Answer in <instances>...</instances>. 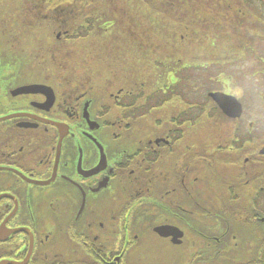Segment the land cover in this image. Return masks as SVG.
Listing matches in <instances>:
<instances>
[{
	"label": "flooded vegetation",
	"instance_id": "af4514ba",
	"mask_svg": "<svg viewBox=\"0 0 264 264\" xmlns=\"http://www.w3.org/2000/svg\"><path fill=\"white\" fill-rule=\"evenodd\" d=\"M165 4L0 0V264H264V86L197 85L211 0Z\"/></svg>",
	"mask_w": 264,
	"mask_h": 264
},
{
	"label": "trees",
	"instance_id": "16d2710c",
	"mask_svg": "<svg viewBox=\"0 0 264 264\" xmlns=\"http://www.w3.org/2000/svg\"><path fill=\"white\" fill-rule=\"evenodd\" d=\"M239 3V0H211L213 7L211 62L214 75L211 80L198 79L202 80L203 84L209 80L210 85H219L223 84L220 83L222 80L225 81L224 85L235 86L232 78L236 75V85L249 83L251 86H264V19L260 14L258 17L257 13L238 11ZM164 7V19L161 20L164 24L163 33L157 37L177 38L178 33L183 32V28L182 21L177 18L175 0H166ZM157 14L158 11L155 10L154 17ZM122 21L118 11L116 18L118 27ZM187 37L191 35L188 34ZM161 62L154 63L158 65ZM248 65L255 67L249 76L238 74L241 67ZM162 80L160 77H150L149 84L157 85Z\"/></svg>",
	"mask_w": 264,
	"mask_h": 264
},
{
	"label": "water",
	"instance_id": "95a60500",
	"mask_svg": "<svg viewBox=\"0 0 264 264\" xmlns=\"http://www.w3.org/2000/svg\"><path fill=\"white\" fill-rule=\"evenodd\" d=\"M209 96L214 100L218 107L230 117H239L241 105L238 100L229 94L222 92H212Z\"/></svg>",
	"mask_w": 264,
	"mask_h": 264
},
{
	"label": "rangeland",
	"instance_id": "374dc122",
	"mask_svg": "<svg viewBox=\"0 0 264 264\" xmlns=\"http://www.w3.org/2000/svg\"><path fill=\"white\" fill-rule=\"evenodd\" d=\"M263 4H264V0H263ZM262 10H264V8H262ZM263 15H264V12H263ZM264 17V16H263ZM102 65V64H101ZM255 67L254 66H250V65H248V66H243V67H241L240 69H241V71L238 73V74H244L245 76H249V74H251L252 73V71H253V69H254ZM214 75V70L212 69V76ZM235 77V78H234ZM232 79H233V82H234V84H235V86H236V75L234 76ZM198 79H205L204 77H202V78H197V85H199V83H198ZM211 80V79H210ZM220 83H223V84H219V85H210V83L208 82H206L205 83V85H209V86H212L213 88H224V89H227L228 91H230V92H234V93H236V91H234L233 90V87H231V86H227V85H224L225 84V81H220ZM227 83V82H226ZM246 85L247 86H251V84H249V83H246ZM237 94V93H236Z\"/></svg>",
	"mask_w": 264,
	"mask_h": 264
}]
</instances>
